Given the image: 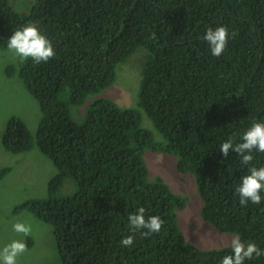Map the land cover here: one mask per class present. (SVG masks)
I'll use <instances>...</instances> for the list:
<instances>
[{
    "label": "trees",
    "instance_id": "obj_1",
    "mask_svg": "<svg viewBox=\"0 0 264 264\" xmlns=\"http://www.w3.org/2000/svg\"><path fill=\"white\" fill-rule=\"evenodd\" d=\"M32 1L22 13L0 0V48H7L15 29L34 22L56 55L19 63V77L42 117L34 133L9 117L1 143L13 154L36 148L53 162L48 197L28 199L15 211L52 226L62 264H219L231 254L229 245L183 243L176 216L186 197L161 177L148 179L146 149L175 154L176 170L193 174L202 220L264 248V199L241 206L235 191L250 166H264V153L253 151L251 165H242L235 152L223 157L219 151L229 137L240 142L253 121L264 122V0ZM220 25L229 38L216 57L202 37ZM138 47L137 106L164 141L141 127L139 108L107 97L92 99L77 124L72 107L111 85L117 64ZM9 171L1 168L0 179ZM66 176L77 190L58 197ZM139 207L146 218L165 221L159 233L129 231L128 216ZM128 235L134 241L125 247L120 241ZM245 264H264V256Z\"/></svg>",
    "mask_w": 264,
    "mask_h": 264
},
{
    "label": "rangeland",
    "instance_id": "obj_2",
    "mask_svg": "<svg viewBox=\"0 0 264 264\" xmlns=\"http://www.w3.org/2000/svg\"><path fill=\"white\" fill-rule=\"evenodd\" d=\"M17 12H27L32 0H9ZM138 47L127 59L116 66L115 80L100 93L87 98L81 106L72 107L71 114L77 124H82L88 105L94 98L107 97L120 107L139 108L141 127L152 133L156 142L164 141L145 111L137 106L138 88L143 66V51ZM21 60L8 48H0V169L10 171L0 179V248L13 239L24 240L27 251L18 257V264H62L56 249L52 226L24 209L15 208L31 198H47L49 179L56 168L48 156L34 148L21 153L6 151L1 143L9 117H19L34 133L42 117L37 100L26 90L17 68ZM12 69V70H11ZM11 70V71H9ZM143 159L148 168V179L161 177L174 194L186 197L184 209L177 210V223L183 243L199 249L220 248L230 245L232 233L221 232L202 220L203 201L198 196L193 174L176 170L177 156L162 151L146 149ZM77 190L76 181L66 176L57 196L66 197ZM22 222L31 226L27 237L16 233L13 224Z\"/></svg>",
    "mask_w": 264,
    "mask_h": 264
},
{
    "label": "clouds",
    "instance_id": "obj_3",
    "mask_svg": "<svg viewBox=\"0 0 264 264\" xmlns=\"http://www.w3.org/2000/svg\"><path fill=\"white\" fill-rule=\"evenodd\" d=\"M202 38L208 44L211 54L219 57L228 43V29L224 25L215 28L208 27ZM7 48L18 56L21 62L31 58L34 63L39 64L48 62L56 55L51 41L34 22H28L15 29L7 39ZM219 151L223 157H227L230 151L235 152L240 157L242 165H251L254 159L253 151L264 153V122L253 121L251 126L243 132L240 142H234V139L229 137L220 144ZM235 191L239 195L241 206H246L248 202L259 205L264 199L261 195L264 191V166H250L247 174L241 177V182ZM128 221L129 231L133 234L141 231L143 236L159 233L165 223L158 215H150L146 218L144 207H139L135 213L129 214ZM13 230L27 237L31 233V226L16 222L13 224ZM133 241L134 236L128 235L122 238L120 243L125 247H130ZM229 246L231 254L223 256L219 264H245L246 260L250 261L254 257L264 256V248H260L253 241L242 240L238 234L231 238ZM27 250V244L24 240L13 239L0 248V264H18V257Z\"/></svg>",
    "mask_w": 264,
    "mask_h": 264
}]
</instances>
